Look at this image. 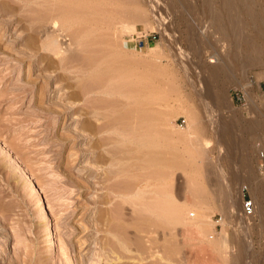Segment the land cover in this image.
I'll return each instance as SVG.
<instances>
[{
    "label": "rangeland",
    "instance_id": "obj_1",
    "mask_svg": "<svg viewBox=\"0 0 264 264\" xmlns=\"http://www.w3.org/2000/svg\"><path fill=\"white\" fill-rule=\"evenodd\" d=\"M208 1L0 0V264L14 256H24L15 264H104L112 234L135 243L124 264H151L158 254L157 264H264V185L255 200L247 183L264 184V0H238L225 33ZM251 45L262 51L253 63ZM145 159L161 164L160 179ZM156 180L173 186L182 206L174 232L141 220L132 200L108 199L113 188L124 194L127 184L128 194ZM244 185L256 203L251 216L242 203L226 206L227 196L243 198ZM42 208L51 212L55 256Z\"/></svg>",
    "mask_w": 264,
    "mask_h": 264
},
{
    "label": "bare ground",
    "instance_id": "obj_2",
    "mask_svg": "<svg viewBox=\"0 0 264 264\" xmlns=\"http://www.w3.org/2000/svg\"><path fill=\"white\" fill-rule=\"evenodd\" d=\"M56 1V0H55ZM243 1H245V0H243ZM240 2V1H239ZM239 2H238V0H220V3L219 4H215L214 3V1L213 0H209L208 1V5H209V7L211 8V14H212V19L216 22V24L218 23L219 24V26H218V29H219V27H220V30L221 31H224V29H227V24H233V26H234V23H235V21H237V14H238V9H239ZM258 2V1H257ZM32 3L33 4H38V3H40V0H32ZM60 3V2H59ZM246 3V10L251 14V12H255V9L254 8H252V4H251V2L250 1H247V2H245ZM54 4V3H53ZM37 6V5H36ZM241 7V6H240ZM39 9V8H38ZM56 16V15H55ZM250 16V15H249ZM224 18H226V24L224 23ZM239 22H240V24L242 23V19H241V21H240V19H239ZM62 23V22H61ZM237 23V22H236ZM217 24V25H218ZM233 26H229L230 28H232ZM236 26H237V24H236ZM235 26V27H236ZM51 27L54 29V32H56L55 30H59V25H58V22L56 21V18H55V20L53 19V21H52V25H51ZM239 27V26H238ZM239 28H243V27H239ZM238 28V29H239ZM52 29V30H53ZM234 28H232V30H233ZM60 30H62V28H60ZM59 30V31H60ZM65 32V31H64ZM224 33H225V31H224ZM61 34H63V32L61 33ZM228 36V35H227ZM54 40V39H53ZM53 42H56V40L55 41H53ZM45 43V42H44ZM56 44V43H55ZM58 48V47H57ZM63 48V47H62ZM62 48H60V50L62 49ZM59 49V48H58ZM65 49V48H64ZM79 50V49H78ZM250 50H251V52H250V54H248L247 55V58H246V60L248 61V62H250V63H253V62H255V61H258L259 59H260V55H261V53H262V51H261V49H260V47L259 46H256V45H251V47H250ZM239 51V50H238ZM59 52V51H58ZM78 53V52H77ZM217 60L215 59V60H212V62H216ZM210 69V68H209ZM215 69V68H214ZM218 69V68H217ZM212 70V69H211ZM202 71V70H201ZM200 71V72H201ZM200 72L198 73V75L200 74ZM203 72V71H202ZM210 72H208V73H206V75L208 74V75H210L209 74ZM212 74H214V72H211ZM203 74V73H202ZM216 74V73H215ZM201 75V74H200ZM199 75V76H200ZM203 75H205V74H203ZM199 76H197L196 77V84H198V80H199ZM211 76V75H210ZM210 76L208 77L209 79L208 80H210ZM213 77L215 76V75H212ZM202 78H205L206 79V77H203L202 76ZM194 80V79H193ZM207 80V81H208ZM213 80H214V78H213ZM200 81V80H199ZM203 81H204V79H203ZM206 81V80H205ZM204 81V82H205ZM194 82H195V80H194ZM201 83V82H200ZM206 83V82H205ZM195 84V85H196ZM207 84V83H206ZM205 86H207V85H204L203 86V88L202 89H204V87ZM202 87V86H201ZM201 87H199V91H201ZM209 87V86H208ZM210 88V87H209ZM209 88H208V90H209ZM108 89V88H107ZM198 89V88H197ZM205 89H207V88H205ZM204 89V90H205ZM202 92V91H201ZM200 92V93H201ZM205 92V94H206V91H204ZM204 92H202V94H204ZM209 92H210V90L207 92L208 94H209ZM102 95V94H101ZM205 96V95H204ZM105 97V96H104ZM206 97V96H205ZM218 102V101H217ZM219 103H220V101H219ZM218 120V119H217ZM138 123V122H137ZM88 124V123H87ZM140 124V123H139ZM141 125V124H140ZM259 124H256V125H252L251 126V130L253 129H257V128H259V126H258ZM89 127H92V128H96V126H95V124L94 123H92V122H90V124L88 125ZM94 126V127H93ZM112 127V126H111ZM131 128L133 127H139V125L138 124H136V125H134V124H132V126H130ZM109 128V127H108ZM112 128H114V127H112ZM126 128V127H125ZM225 128L226 127H221V131H220V135H221V137L223 136L224 137V134L226 133V130H225ZM97 129V128H96ZM96 129H94V130H96ZM93 130V129H92ZM135 139V138H134ZM123 140H125V139H123ZM135 141H136V139H135ZM141 141V140H140ZM112 143H114L113 141H111ZM129 142H132L131 140H129ZM128 142V143H129ZM137 142H138V140H137ZM126 143H127V140H126ZM133 143V142H132ZM220 143H222V142H220ZM116 144V143H115ZM122 144V143H121ZM123 144H125V142L123 143ZM108 145V144H107ZM113 145V144H112ZM119 145V144H118ZM117 145V146H118ZM223 144H221V150H223L224 148H223V146H222ZM124 146V145H123ZM115 147V146H114ZM113 147V148H114ZM119 147V146H118ZM112 148V149H113ZM133 148V147H132ZM137 148V147H136ZM140 148V147H139ZM116 149V148H115ZM122 149V148H121ZM134 149V148H133ZM117 150V149H116ZM120 150V149H119ZM142 150V149H141ZM140 150V151H141ZM110 151V150H109ZM115 151V150H114ZM143 151V150H142ZM124 152V151H123ZM144 152V151H143ZM113 153V152H112ZM116 153V152H115ZM144 153H146V152H144ZM125 155V154H124ZM123 155V156H124ZM145 155V154H144ZM143 154H142V157L144 156ZM104 157H106V156H104ZM132 157H134V156H132ZM142 157H140V159L142 158ZM124 158V159H123ZM122 159L124 160V162H127V158H128V161L131 159H129V156H125V157H123ZM106 159V158H105ZM125 159H126V161H125ZM143 160H144V158H142ZM107 160V159H106ZM130 161H133V160H130ZM138 161V160H137ZM145 161H146V159H145ZM121 162H122V160H121ZM144 162V161H143ZM147 162L148 161H146V164H147ZM118 163V162H117ZM134 163H136V162H134ZM141 163V162H140ZM149 163V162H148ZM123 164V163H122ZM127 164V163H126ZM129 164V163H128ZM131 164H132V162H131ZM146 164H143V165H138V166H140L141 167V169H145L146 167H147V165ZM150 164V163H149ZM116 165V164H115ZM124 165V164H123ZM136 165V164H135ZM151 165V164H150ZM153 165V166H152ZM152 165L151 166H148L149 168L150 167H155L156 168V172H153L152 174L154 175V173H155V175L157 176V179L159 178L158 177V175L159 174H161V173H159L160 172V168H161V164L160 163H152ZM129 166V165H128ZM146 166V167H145ZM108 170H109V168H108ZM172 170H174V169H172ZM110 171V174L111 173H113L111 170H109ZM159 171V172H158ZM144 172V171H143ZM147 172V171H146ZM109 173V172H108ZM138 173V172H137ZM139 173H141V172H139ZM156 173H158V175L156 174ZM109 174V175H110ZM136 174V173H135ZM145 174V173H144ZM143 173H142V177H143V175H144ZM152 174H149L150 176L152 175ZM108 175V176H109ZM114 175H116V174H114ZM114 175H113V177H114ZM118 175V174H117ZM124 175V174H123ZM146 175V174H145ZM152 175V176H153ZM141 176V175H140ZM150 176H148V178H150ZM151 176V177H152ZM156 176H154V179H155V177ZM160 176V175H159ZM118 177V176H117ZM127 177V176H126ZM126 177H124L125 179L124 180H126V179H128V178H126ZM119 178V177H118ZM118 178H116V179H118ZM122 179H123V177H121ZM120 178V179H121ZM133 178V177H132ZM137 178V177H136ZM153 178V177H152ZM109 179L111 180V177H109ZM113 179V178H112ZM138 179V178H137ZM140 179V178H139ZM142 179V178H141ZM144 179V178H143ZM160 179V178H159ZM166 179V178H165ZM135 180V179H134ZM145 180V179H144ZM116 181V180H115ZM123 181V180H122ZM122 181H121V183H122ZM155 181V180H154ZM157 181V180H156ZM261 181H263V180H261V179H259V178H256L255 179V181L254 182H251V181H248L247 183H248V185H249V187H250V189H251V191H252V193H253V197H254V199L255 200H257L258 198H257V196H256V194H255V192L257 191H261V189L263 188V183L261 182ZM117 182H119V181H117ZM116 182V183H117ZM128 182V181H127ZM162 182V181H161ZM124 184H121V186L122 185H124L125 186V182H123ZM130 183H132V184H134L135 183V181L134 182H132V180H130ZM138 183V182H137ZM154 183V182H153ZM146 184V186H142L141 184V187H139V188H137V187H135V185H133V187H135V188H133V190H132V188H131V190L129 191L128 190V194L126 193V189H128V188H126V186L128 187V185L126 184V186H125V190L124 191H122V189L121 188H119L121 191H122V193L124 192V194H121V192H120V194H118L119 192H117L118 191V188H117V190H116V188H113L112 190H108V195L110 196V197H108V199L110 198V199H112V197H114V195L115 196H120V197H122L121 198V200H122V202L121 203H123L124 202V200L126 201V200H132L133 201V203H135L137 206V210L136 211H138V213H139V216L140 217H142L141 218V220L142 219H146V220H148V221H150V225L151 226H154L156 229H157V227L159 228V226H164V225H168V226H170V228H171V230L174 232L175 231V229L177 230V227H176V225H178V223H179V220H180V211H181V207L182 206H180V205H178L179 203L177 202V200L175 199V197H173V195L174 194H171L170 192H168V191H170L172 188L171 187H173V186H171V185H169V187L171 188H169V190H167L168 189V187H165V186H168V184H166L165 186L162 184V183H160V180H158L157 181V183L155 182L154 184ZM170 183V182H169ZM118 184V183H117ZM172 185H173V183H171ZM137 185V184H136ZM162 185L164 186V187H162ZM115 186H116V184H115ZM124 186H122V187H124ZM112 187H114V186H112ZM111 187V188H112ZM119 187H120V184H119ZM131 187H132V185H131ZM137 188V189H136ZM164 188H166V189H164ZM139 189V190H138ZM163 189V190H162ZM113 190H116V191H113ZM166 191V192H165ZM223 191V190H222ZM225 191V190H224ZM227 191V190H226ZM117 192V193H116ZM241 192V191H240ZM262 192V191H261ZM166 193V194H165ZM224 193V192H223ZM222 194V193H221ZM225 194V193H224ZM150 196H152V197H154L153 199H152V197H150ZM237 196V195H236ZM120 197L118 198V199H120ZM222 197H223V195H222ZM149 198H151V200H153V202L151 201V203L152 204H154V206L151 204V203H149L148 202V199ZM227 198H228V204H226V206L228 207V209H230V210H232V211H236L237 210V208H239L240 206H241V201H242V196H241V194L239 193V195L237 196V199H236V202L237 203H240V204H237L235 201H234V199H233V196H227ZM234 198H236V197H234ZM257 198V199H256ZM40 199V198H39ZM109 199V200H110ZM42 199H40L39 201H41ZM108 200V201H109ZM114 200V199H113ZM121 200H119V202L121 201ZM128 200V201H129ZM150 200V199H149ZM259 201V200H258ZM130 202V201H129ZM130 203H132V202H130ZM150 205H149V204ZM261 203V202H260ZM153 207H152V206ZM240 205V206H239ZM121 206H122V204H121ZM148 206H149V208H151V212H149L150 210H148V214H145V213H147V212H145V211H147V210H145L146 208H148ZM47 207V206H46ZM138 207H139V210H138ZM45 208V207H44ZM44 208H42V210H41V212H40V216H41V218L44 220V222H46V241H47V244L50 246L49 248V251H50V256H55L56 254H57V252H59V247H58V243H57V240H56V232H55V227H53V223L51 222V220H52V216H51V212H49L47 209L45 210ZM123 208H124V206H123ZM44 209V210H43ZM125 210V209H124ZM143 210H145V211H143ZM142 211H143V213H142ZM184 211V210H183ZM145 212V213H144ZM186 212V211H185ZM135 213V212H134ZM137 213V212H136ZM135 213V214H136ZM181 214H182V212H181ZM185 214V213H184ZM137 216H138V214H137ZM138 216V217H139ZM184 216V215H183ZM133 218V217H132ZM135 218V217H134ZM242 218V217H241ZM122 219H124V217L122 218ZM114 220V219H113ZM137 220V219H136ZM140 220V219H139ZM242 220V219H241ZM240 220V221H241ZM121 221V220H120ZM129 221V220H128ZM145 221V220H144ZM148 221H146V222H148ZM188 221V220H187ZM122 222H124L123 220H122ZM117 224H118V222H116ZM140 223V222H139ZM242 223V222H241ZM244 224V223H243ZM243 224H241V225H243ZM126 225V224H125ZM125 225H124V227H125ZM113 226V225H112ZM116 226V225H115ZM120 226V225H119ZM168 226H166V227H168ZM247 226V225H246ZM134 227V226H133ZM138 227V226H137ZM142 227V226H141ZM145 227V226H144ZM143 227V228H144ZM165 227V229H167ZM121 228V227H120ZM155 228H153V230L155 229ZM113 229V228H112ZM115 229V228H114ZM113 229V230H114ZM119 229V228H118ZM122 229H124V228H122ZM126 229V228H125ZM132 229V228H131ZM151 229V228H150ZM149 229V230H150ZM188 229V228H187ZM193 229V228H192ZM192 229H191V233L193 232V231H196V229L197 228H195V230L193 229V231H192ZM112 230V231H113ZM142 230V229H141ZM110 231H111V229H110ZM136 231V230H135ZM151 231V230H150ZM197 231H199V229L197 230ZM139 232V231H138ZM200 233H201V231H199ZM114 233H115V231H114ZM151 233V232H150ZM169 233V232H168ZM190 233V232H189ZM195 233V232H194ZM126 234V233H125ZM154 234V233H153ZM193 234V233H192ZM197 234V233H196ZM195 234V235H196ZM143 235V234H142ZM159 235V234H158ZM191 235V234H190ZM194 235V234H193ZM197 235H199V233L197 234ZM116 236L117 237H119V235H117L116 234ZM115 236V234L113 235H111V237H112V239H110V241L112 240V244L110 243V245L109 246H111L110 248H108L107 250H105L106 249V247H104L103 249H104V253H102L103 255H102V257H103V262H104V264H120V263H122V264H124V261H122L123 259H126V258H128L129 259V257H131V255L129 256H126V254L127 253H129L128 252V250L129 251H131V248H133V246L131 247V244H135V243H131L130 244V242L133 240V239H131L130 240V236H128V240L127 241H130L128 244H127V242H125V239L126 238H124V240L120 243L118 240L119 239H121V238H117ZM127 236V235H126ZM176 236V235H175ZM202 236V235H201ZM143 237V236H142ZM197 237V236H196ZM148 238H150V237H148ZM173 238H175V237H173ZM139 239V238H138ZM143 239V238H142ZM160 239V238H159ZM134 240H136V239H134ZM151 240H152V238H151ZM156 240V239H155ZM158 240V239H157ZM121 241V240H120ZM139 241H144V240H139ZM154 241V240H153ZM175 241V240H174ZM124 242H125V244H124ZM151 242V241H150ZM176 243V242H175ZM221 243H222V245H223V247H227L228 245H229V237L226 235V234H223L222 236H221ZM127 244V245H126ZM155 244V243H154ZM69 245V244H68ZM67 245V246H68ZM145 245V244H144ZM153 245V244H152ZM169 245V244H168ZM174 245V244H173ZM141 246V245H140ZM156 246V245H155ZM116 247V248H115ZM118 248L119 249H121V251H118ZM128 249V250H127ZM143 249V248H142ZM141 249V250H142ZM146 249V248H145ZM125 250H127V253H124V251ZM139 250V249H138ZM141 250H140V252H141ZM152 250V249H151ZM154 250V249H153ZM135 251V250H134ZM27 252V251H26ZM126 252V251H125ZM152 252V251H151ZM179 252V251H178ZM1 253H3L2 251H1ZM142 253H143V251H142ZM146 253H148V252H146ZM168 253V252H167ZM5 254V253H4ZM6 254H7V252H6ZM15 254H17V253H15ZM2 255V254H1ZM25 255V254H24ZM29 254H26V256H28ZM133 255V254H132ZM171 255V254H170ZM33 256V255H32ZM134 256H135V254H134ZM21 257V256H20ZM19 256H14L13 258H14V261H15V263H16V258L18 259V258H20ZM22 257H24V256H22ZM21 257V258H22ZM31 256H29L28 258H30ZM126 257V258H125ZM144 257V256H143ZM148 257V256H147ZM163 256H159V254L156 256V259L154 258V260L155 261H152L151 262V264L152 263H155V264H157V263H162V259L164 260V258L165 257H163ZM168 257V256H167ZM20 258V259H21ZM27 257H25V260H23V261H25L24 263H29V264H35V263H37V262H35L34 263V260L35 259H33V257L32 258H30V259H28ZM139 258V257H138ZM169 258V257H168ZM199 258H200V256H199ZM20 259H18V260H20ZM24 259V258H23ZM26 259H28V261L26 262ZM36 259L38 260V263L40 264V262L42 261L41 259H42V257L41 258H37L36 257ZM65 259V258H64ZM81 259V258H80ZM131 259V258H130ZM140 259V258H139ZM37 260H35V261H37ZM87 259H85L84 261H79L81 264H82V262H85V264H88V263H86L87 261H86ZM134 260V259H133ZM146 260V259H145ZM174 260V259H173ZM172 259H169L168 261L171 263V264H174L175 262L173 261ZM64 261V260H63ZM73 261V260H72ZM75 261V260H74ZM101 261V260H100ZM122 261V262H121ZM18 262V261H17ZM64 262H66V261H64ZM64 262H63V264H64ZM68 262V261H67ZM76 262V261H75ZM126 262V261H125ZM138 262V261H137ZM164 262V261H163ZM14 263V264H15ZM19 263H20V261H19ZM55 263V262H54ZM56 263H58V262H56ZM70 263H72L71 261L68 263V264H70ZM79 263V264H80ZM129 263V262H128ZM135 263V262H134ZM140 263V262H139ZM169 263V264H170ZM202 263V262H201ZM42 264H53V259L52 260H50V262L48 263V262H45V259H44V261H42ZM59 264V263H58ZM77 264V263H76ZM84 264V263H83ZM126 264V263H125ZM130 264V263H129ZM168 264V263H167Z\"/></svg>",
    "mask_w": 264,
    "mask_h": 264
},
{
    "label": "built area",
    "instance_id": "obj_3",
    "mask_svg": "<svg viewBox=\"0 0 264 264\" xmlns=\"http://www.w3.org/2000/svg\"><path fill=\"white\" fill-rule=\"evenodd\" d=\"M140 47L142 48L144 45L146 46V42L144 41V39H140ZM183 122H185V119H182V124ZM261 158L264 157V151H261ZM243 201H242V207H243V213L245 215L251 216L254 215L256 212V203L254 201V199L252 198V196H247L246 195V190L249 191V187L247 185H244L243 188ZM217 224H220V219L217 221Z\"/></svg>",
    "mask_w": 264,
    "mask_h": 264
}]
</instances>
